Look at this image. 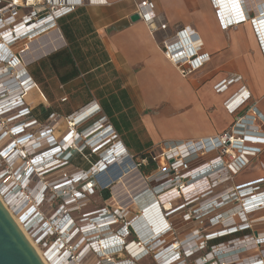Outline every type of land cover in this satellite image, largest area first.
Returning a JSON list of instances; mask_svg holds the SVG:
<instances>
[{
	"label": "built area",
	"instance_id": "built-area-1",
	"mask_svg": "<svg viewBox=\"0 0 264 264\" xmlns=\"http://www.w3.org/2000/svg\"><path fill=\"white\" fill-rule=\"evenodd\" d=\"M215 1L219 4L216 8L219 25L227 29L250 21L260 42H263L264 50V0H255L251 7L244 3L239 5L237 1V5L227 6L228 9H224L218 0ZM85 5L106 6L108 3L106 0H0V55L8 53L2 47L3 44L7 45L10 53H13L10 59L21 64L23 69L20 73L10 69L9 74L8 62L0 59V142L4 140L0 143V198L5 209L10 210L4 200L7 189L8 197L23 199L25 211L23 213L21 210L24 214L21 219L24 216V222L31 221L34 227V230H25L27 237L35 245L48 243L47 255H42L44 264H138L150 256L157 264H187L192 258L195 264H230L235 259L236 264H264L261 260L264 257V236L258 237L253 231L256 224L261 222L259 218L264 215H256L264 211V179L214 193L216 187L232 181L234 176L248 168L256 155L262 152L264 156V137H259L253 129L254 123L264 120L254 105L248 106L249 97L245 91L226 103L227 110L234 115V123L222 134L199 141H164L155 147L159 151L155 156L152 155V152H157L155 148L146 151L155 164L156 160L160 164L169 163L168 172L150 191L145 190L132 199L137 200L138 208L144 213L151 205L161 207L169 224L160 228L155 225L160 230L159 234L152 236L146 226L138 228V217L130 213L129 206L104 208L96 216L80 221L72 219L71 213L84 203L89 191L95 187V175L92 174L95 168H89L86 173L74 164V160L83 158L89 150L93 155L98 154L94 162L98 165L104 162L102 159H112L115 153L133 165L135 171L138 162L142 165L147 163L145 159H137V163H134L133 156L120 147L116 133L106 119L99 116L101 114L94 105L89 103L65 117L50 113L42 119L44 109L37 110L27 101L28 94L36 89V85L27 71L31 63L23 59V54L28 53L26 45L30 40L56 30L59 19ZM135 14L150 32L156 30V26L161 30L166 29L147 0H135ZM162 47L164 56L175 65L182 77L192 74L207 59V55L200 56L198 53L200 47L189 55L174 53L175 46L168 40L162 41ZM236 80V77H232L223 81L216 86V91H223ZM66 100L64 96L60 102ZM85 112L90 117L77 125L76 121ZM63 123L66 127L55 137L54 133ZM41 160L44 167L54 163L46 167V171L58 166L49 173L50 176L57 174L56 180L60 182L52 186L45 183L44 177H41L45 170L41 172L35 166ZM89 164L91 167L95 165L90 161ZM30 168L32 170L28 171ZM63 170L69 172L68 176L64 177L65 174L61 173ZM34 174L38 178V187L41 186L37 189H33L34 185L28 187ZM96 182L99 183L97 178ZM250 188H253V194L241 195ZM236 192L241 193L238 195ZM26 193L30 194L29 197ZM31 197L34 203H31ZM49 198L59 200L61 204L46 221L38 212V206ZM165 203L169 205L168 208ZM161 210L157 211L161 213ZM10 212L16 218V214ZM208 222L205 228L204 223ZM81 223L88 227L82 229ZM98 228L101 230L94 233ZM246 231L248 233L242 237L209 245L214 240ZM106 233L110 235L109 242L120 244H117L115 253L102 256L99 246L105 241L103 235ZM158 247L160 249L157 250ZM129 248L142 253L140 258L136 259ZM254 250H257V255L239 260L240 255ZM50 251L55 252V262L48 258ZM121 254L126 255L127 259L113 262V258Z\"/></svg>",
	"mask_w": 264,
	"mask_h": 264
},
{
	"label": "crops",
	"instance_id": "crops-1",
	"mask_svg": "<svg viewBox=\"0 0 264 264\" xmlns=\"http://www.w3.org/2000/svg\"><path fill=\"white\" fill-rule=\"evenodd\" d=\"M106 1V6L77 8L57 21L56 30L31 42L27 56L32 65L48 55L41 73L36 65L39 78L35 66L27 67L36 85L27 97L31 107L65 117L90 103L112 127L120 147L133 157L164 141H199L222 134L234 123L226 103L243 91L248 93V106L254 105L264 120L263 42L250 21L223 29L214 0H147L166 25L165 30L156 26L150 32L140 19L130 20L135 0ZM237 1L251 7L255 0L232 3ZM218 2L228 9L225 0ZM165 40L175 46L174 53L194 54L200 47L198 53L207 59L182 77L164 56ZM39 50L46 55L35 60L33 53ZM63 51L70 53L76 70L65 82L59 77L69 67L63 69L58 61L53 66L48 59ZM232 77L237 80L216 91ZM64 96L67 100L61 103ZM254 126L264 137V122ZM259 163L250 168L258 170L257 178L239 181L237 175L233 184L264 179V156Z\"/></svg>",
	"mask_w": 264,
	"mask_h": 264
},
{
	"label": "rangeland",
	"instance_id": "rangeland-1",
	"mask_svg": "<svg viewBox=\"0 0 264 264\" xmlns=\"http://www.w3.org/2000/svg\"><path fill=\"white\" fill-rule=\"evenodd\" d=\"M42 42L40 41L39 44L41 45ZM33 54L35 55V60L46 55V53H42V51L40 52V50L37 51V53H33ZM47 56H45L43 58H40L39 60L35 61L36 63L34 65H32V64L29 65V69L31 70L34 66L36 67V65L38 64L39 65L38 67L40 68V73H41L42 70H43V63H46V61H47L46 60ZM23 59H24V61L27 60L28 56L24 54ZM27 71H28V69H27ZM8 72H9V74L11 73L9 70H8ZM35 72L37 73L36 76L39 78L41 74L39 73V71H37V67H36V71ZM10 86H13V85H10ZM36 109L39 110V109H41V107L36 108ZM88 115L89 114L85 112L84 115H82L80 117V119H78L76 121V123H78L79 121H84L85 119L88 118L87 117ZM79 124H80V122L77 125H79ZM65 127H66V124L63 123L60 126V129L56 133H54V136L57 137L59 135L60 131L63 128H65ZM85 127H87V125ZM89 134H92V132H90ZM155 149H154V151H157V152H152L153 156H155L159 152L157 149L156 150ZM261 153L256 155L251 160V163L248 166V168H246L245 170H243L241 173L238 174L237 180L241 181V180H245V179H248V178H257V176L259 175L258 170L257 169L251 170L250 168L256 167L257 165L259 166V164H260L259 161L262 160V158H263V153L262 154ZM90 154L91 153L88 150L87 153L84 154L83 158H79V159H76V160L73 161L74 164L79 166V168L83 169L86 173L90 170L89 168H91L92 170L95 168L94 171L92 172V174L95 175L93 177L94 178L95 187L93 188L92 191H89L90 194H88L87 199L84 201V203L81 206H79L78 209H76L74 212L71 213V217H72V219L74 221H80L81 219L87 218V217L92 218V217L96 216L98 214V212L100 210L104 209V208H111V209L112 208H116V207L126 208L127 206H129L128 210L130 211V213L132 215H136V218L138 217V220H137V223H136L137 227L138 228H143V226H146L147 228H149L150 234L152 236H155V235H157L160 232V230H158L155 227V225L160 228V227L164 226V224H166V225L169 224V223L167 224V221H166V218H165V213H164V211L161 210L160 206H157V207L155 206V208H154V206H152L151 208H148L147 213L146 212L144 213L138 208L137 200L134 201L132 199L133 197L135 198V196H138V195L142 194V192L145 191V190H149L150 191V189H152L155 184L161 182L163 177H164V175L167 174V172H168L169 163L160 164L159 160H156V165L159 168H157L156 171L151 173L149 176L143 177L141 179V178L138 177L137 172L133 168V165H131V164L129 165V162H127L126 160L120 158L117 153H115V155L112 156V159H110L109 156H108L107 160L110 159L109 161H105V159H102L101 161L102 162L104 161L102 163L103 165L102 164L98 165V163H94V162L97 161V160L95 161V157H98V154H94V155L93 154L90 155ZM132 159H134V157H132ZM89 161L92 162L93 164H95V165H93L94 167H91V164H89ZM134 163L136 164L137 160H135ZM53 164L54 163L51 162L50 165H53ZM37 165H41V161L38 162ZM105 166H106V168H105ZM114 168H115V170H117L116 171L117 176L115 175V177L113 179H111V178H109L108 173H110L111 169L113 170ZM56 173L57 172H55V174ZM50 174L51 173H48L46 175L41 176V177H44L45 183H47V181L45 179L47 177H50V178H52V177L54 178L55 177V178H57V174H56V176H50ZM52 175H54V174H52ZM96 178H97V181L99 183L96 182ZM37 180H38L37 176L35 174L32 175V177L30 178V183H29L28 187H31V186L34 185L35 187H33V189H35V188L37 189V187H38V183H36ZM232 181H229V182H227L225 184L220 185L219 187H216V189L214 190V193L219 192V191H221L222 189H225V188H232L233 189L235 187V185L233 184ZM55 183H58V182H55ZM55 183H50L49 186H52ZM108 185H110V186L107 187ZM101 186L102 187H107V188L102 189ZM39 187H41V186H39ZM257 190H259V189H257ZM4 192L6 194L5 197H4V200H5V202L6 201L8 202V199L10 197V196L9 197L7 196L8 192H9V189H7ZM54 192L56 194H60L57 191H54ZM236 193L239 195L241 192H236ZM253 193H254L253 188H250V189L244 190L241 193V195L242 196H246V195H250V194H253ZM26 194L29 197L30 194L29 193H26ZM124 195H125V198H122V196H124ZM11 201H12V199L10 200L9 203L6 202V204H8V206H10V210L12 211V213L14 212L16 214V216H15V214H14V216L16 217L15 219L17 220V223L19 225H21L24 230H26L28 228H32L33 225H32L31 221L26 220L24 222L23 218H25V217H23L21 219L23 214L16 213L15 210L19 207V205H15L14 206V205H12V203H14V202H11ZM19 201H21V199L18 200V202ZM31 202L32 203L35 202V200L32 197H31ZM60 204H61V201L49 198L46 201L42 202L38 206V209H39L38 212L40 213V215L46 221H48L50 216L52 215V213L59 208ZM236 205H238V204H236ZM165 207L168 208V204L167 203H165ZM237 207L239 209V206H237ZM156 208H157V210L160 209L161 213H160V211L156 212L157 211ZM262 213L264 214V211H261V212H259L256 215H260ZM139 218L143 219L145 224ZM259 220L261 222L256 224L257 226L254 227L253 231L256 232V235L258 237H261V236H264V234H263L264 233V215L261 216L259 218ZM218 221L221 222L220 219H218ZM22 222H24L25 224H23ZM177 223L179 224V222H177ZM207 224H209V222L208 223H204V227L205 228H206ZM227 224H223V225L226 226ZM32 230H34V227L32 228ZM149 231H147V233H149ZM143 235L146 236L147 234H143ZM103 236H105V235H103ZM182 237H184V236H180V238H182ZM35 246H36V248L38 249V251L40 252L41 255H43V256L47 255L48 243L46 245L38 244V245H35ZM129 249H130L129 252L135 256L136 252L132 251L135 248H129ZM158 249H160V247H158L157 250ZM50 252H52V251H50ZM115 252H116V250H114L113 252L101 253V255L102 256H105V255L108 256V255L113 254ZM49 253H48V256H49ZM257 253H258L257 250H254V251H251L250 253L242 254V255L239 256V260H241L242 258L252 257L253 255H257ZM136 257H138V256H136ZM219 257L222 258V256H219ZM113 259H114L113 262H115V261L116 262L117 261H123V260L127 259V256L124 255V254H121L119 256L114 257ZM261 260L264 263V257ZM236 263L237 262H236V259H235V260H232L230 264H236ZM112 264H114V263H112ZM138 264H157V262H156V260L153 257L150 256V257H146L145 259L141 260ZM187 264H195L194 261H193V258L188 260Z\"/></svg>",
	"mask_w": 264,
	"mask_h": 264
},
{
	"label": "water",
	"instance_id": "water-1",
	"mask_svg": "<svg viewBox=\"0 0 264 264\" xmlns=\"http://www.w3.org/2000/svg\"><path fill=\"white\" fill-rule=\"evenodd\" d=\"M132 22L138 15L130 17ZM0 264H44L0 202Z\"/></svg>",
	"mask_w": 264,
	"mask_h": 264
},
{
	"label": "bare ground",
	"instance_id": "bare-ground-1",
	"mask_svg": "<svg viewBox=\"0 0 264 264\" xmlns=\"http://www.w3.org/2000/svg\"><path fill=\"white\" fill-rule=\"evenodd\" d=\"M226 2H227V4H229L228 6L229 7H231L232 6V4L233 3H231V2H233V1H230V0H225ZM231 3V4H230ZM233 6H234V4H233ZM40 37V36H39ZM39 37H37V38H39ZM37 38H35V39H37ZM32 41H34V40H30V44L28 43L26 46H27V48H26V52H28L29 50H30V45L32 44L31 42ZM9 45V44H8ZM2 47H5V50H6V52L8 51V53H5L4 55H0V59H2L4 62H8L7 63V69L8 70H10V69H14L15 71H17L18 73H20V72H22V67H21V64H19V63H17L16 61L15 62H13L12 61V59H10V55H12L13 53H10V51H9V47L7 46V45H5V44H3V46ZM25 55H27V53H24ZM24 54H23V56H24ZM12 58H14V56H12ZM15 59V58H14ZM31 59V58H30ZM9 60V61H8ZM25 62H28V63H31V60L29 61L28 59L27 60H25ZM16 68V69H15ZM88 118L90 117L89 115L87 116ZM87 118V119H88ZM86 120V119H85ZM84 120V121H85ZM84 121H79L80 123H82V122H84ZM78 122V123H79ZM78 123H76V124H78ZM80 125V124H79ZM93 130V129H92ZM4 140L2 139L1 140V142L0 143H2ZM69 143H66V145H68ZM119 156V155H118ZM49 157V156H48ZM47 157V158H48ZM109 160V159H108ZM38 161V160H37ZM44 161L43 160H41V164L43 163ZM38 164V162L37 163H35V166L36 167H39L38 168V170L39 171H41V172H44V170L46 169L45 167H44V164H42V165H37ZM54 165V164H53ZM53 165H49V166H46V167H51V166H53ZM103 165V164H102ZM41 166V167H40ZM58 166H55V167H52L50 170H45V172H47L46 174H48L50 171H52L53 169H56ZM105 168H106V166H105ZM42 169V170H41ZM32 170V168H30L28 171H31ZM116 171L117 170H115V168L112 170L111 169V171H110V173H108V176H109V178H111V179H113L114 177H115V175L117 176V174H116ZM45 172L44 173H42V175L41 176H43V175H46L45 174ZM29 173V172H28ZM62 174H65L64 175V177L65 176H68V174H69V172L67 171V170H63L62 172H61ZM123 173V172H122ZM25 175H27V173L25 174ZM25 175H24V177H25ZM59 178V177H58ZM46 179V181H47V183H55V180H56V178L54 177H52V178H50V177H47V178H45ZM53 179H55L54 181H52ZM56 182H60V181H57L56 180ZM10 198L12 199V201L11 202H14V203H12V205H19V207L17 208V210L18 211H20V212H18V213H20V214H23L24 213V207H23V205H22V200L23 199H21V201H19L18 202V199L19 198H16V199H13V196H10ZM11 199H9V201L11 200ZM0 202H2L1 201V199H0ZM3 203V202H2ZM32 203V202H31ZM4 204V203H3ZM22 206V207H21ZM153 205H151V206H149L148 208H151ZM168 207H169V205H168ZM6 209H7V207H6ZM21 210L23 211V213H21ZM7 211L9 212V214L12 216V218H13V220L15 221V223H16V225L18 226V228L21 230V232L23 233V235L27 238V240L30 242V244L32 245V247L34 248V250L36 251V253L38 254V256L42 259V261H43V256L40 254V252L38 251V249L36 248V246L34 245V243L33 242H31V240H29V238L27 237V234H26V232H25V230L22 228V226L21 225H19L18 223H17V220L13 217V215L11 214V212L7 209ZM156 212H158V211H156ZM24 215V214H23ZM24 217V216H23ZM81 227H82V229L83 228H85V227H88V225H86L85 223H82L81 225H80ZM64 229H65V227H64ZM101 229H97L94 233H96V232H99ZM159 234V233H158ZM105 235V237H106V239H105V241L103 242V243H101V246H99V253H100V255H101V253H108V252H113L115 249H116V247L120 244V242L119 243H115L114 245L112 244V242H109L110 240H109V236L110 235H108L107 233L106 234H104ZM112 244V245H111ZM133 252H136L135 254V256H138V257H136V259H139L140 258V256L142 255V253H139L136 249H134V250H132ZM131 251V252H132ZM219 254V256H222V253L221 252H219L218 253ZM218 254H216L217 256H218ZM49 259H51V261H53V262H55L56 261V258H55V252L54 251H52V252H50L49 253ZM44 262V261H43Z\"/></svg>",
	"mask_w": 264,
	"mask_h": 264
},
{
	"label": "trees",
	"instance_id": "trees-1",
	"mask_svg": "<svg viewBox=\"0 0 264 264\" xmlns=\"http://www.w3.org/2000/svg\"><path fill=\"white\" fill-rule=\"evenodd\" d=\"M63 30L65 32V28H62V31ZM48 59L53 66H55L54 61H58V62H61V66L63 69H65L66 67H69V70L64 71L65 73L59 77V80L61 82H65L66 80H68V79H70L76 75V70L74 69V65H73L70 53H64V51L62 53H54V54L50 55ZM48 114H50V113H47V114L42 113L41 114L42 119L46 118ZM137 159H139V160L145 159L147 162L146 165H142L139 162L137 163L138 166H137L136 172L139 175H141L142 177L149 176L151 173H153L156 170L157 166H156L155 162L152 161L151 156L149 154H147V152L142 153V154L134 157V161ZM247 233L248 232L246 231V232H242V233H237L233 236H229L226 238L214 240V241L210 242L209 245H215V244H218L221 242H227L228 240L242 237L244 234H247Z\"/></svg>",
	"mask_w": 264,
	"mask_h": 264
}]
</instances>
